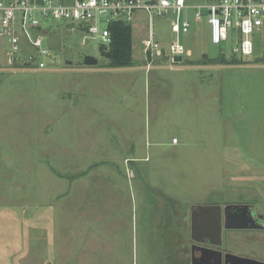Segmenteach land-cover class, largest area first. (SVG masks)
<instances>
[{
  "label": "rangeland",
  "instance_id": "obj_1",
  "mask_svg": "<svg viewBox=\"0 0 264 264\" xmlns=\"http://www.w3.org/2000/svg\"><path fill=\"white\" fill-rule=\"evenodd\" d=\"M35 15L56 58L46 59L49 71L11 66L0 35V264H183L151 234L159 212L203 204L264 212V69L228 64L235 37L212 44L205 12L195 20L184 10L190 27L177 36L172 14L138 11L131 70L78 73L64 70L83 68L84 56L98 59L92 68L106 64L99 39L82 43L74 23ZM149 38L160 44L159 69L147 71ZM249 39L254 55L237 60L264 56V28ZM172 42L189 68L163 59ZM220 54L225 63L196 65Z\"/></svg>",
  "mask_w": 264,
  "mask_h": 264
},
{
  "label": "built area",
  "instance_id": "obj_2",
  "mask_svg": "<svg viewBox=\"0 0 264 264\" xmlns=\"http://www.w3.org/2000/svg\"><path fill=\"white\" fill-rule=\"evenodd\" d=\"M186 9L193 11L195 20L202 12L206 13L212 44L219 45L229 37H235L238 44L232 50L233 56L243 60L254 55L249 36L264 28V0H214L197 6H191L185 0H59L56 3L53 0H0V35L8 37L12 45L8 53L11 66L42 71L46 70V59L51 54L42 46L39 36L44 31L35 13L70 21L85 34L82 43L86 38L99 39V44L109 48V24L130 23L138 11L148 16L172 14L171 31L177 36L187 33L190 23L181 20ZM143 45L145 59H155L154 52L160 49V44L149 38ZM168 52L173 62V56H183L185 50L178 42H172ZM171 143L176 144L177 140L173 138Z\"/></svg>",
  "mask_w": 264,
  "mask_h": 264
},
{
  "label": "water",
  "instance_id": "obj_3",
  "mask_svg": "<svg viewBox=\"0 0 264 264\" xmlns=\"http://www.w3.org/2000/svg\"><path fill=\"white\" fill-rule=\"evenodd\" d=\"M98 54L100 58H103L105 60L110 59V53L108 48L103 44H98ZM48 58L52 62H56V58L49 55ZM182 56H173V62L174 63H181ZM225 61L224 54H220V62L223 63ZM67 65H72V62H66ZM98 65V59L93 56H84L82 57L81 66H84L80 69H74L73 71H88L92 70V67H95ZM247 68H262L264 69V64L260 65H249L245 66ZM104 71H126L131 70V68H114V69H101ZM63 71V70H61ZM67 71V70H64ZM252 208L249 205H227L225 206V211L229 212H252ZM194 209V211H193ZM215 211V212H221V206H194L192 208L191 212H201L200 216L203 218V222L201 224L198 223V220L196 218V215L194 216L193 213L191 214V239L198 243L199 245L197 248L200 251V255L197 258V264H221V252L218 250H215L211 248V246H218L219 242L212 241L210 238L220 237V217L219 214L212 219V215L208 212ZM212 219V224L209 223L208 220ZM251 219V217H247L242 222L239 223H233L227 226V228L231 229H251L255 228L256 226ZM197 234L201 235L202 237H197ZM228 259L230 261V264H262L252 259H247L243 257H237L232 254H225L224 255V264H228ZM192 259V264H195Z\"/></svg>",
  "mask_w": 264,
  "mask_h": 264
},
{
  "label": "flooded vegetation",
  "instance_id": "obj_4",
  "mask_svg": "<svg viewBox=\"0 0 264 264\" xmlns=\"http://www.w3.org/2000/svg\"><path fill=\"white\" fill-rule=\"evenodd\" d=\"M32 71V70H28ZM214 204H203V206H212ZM225 206H221V212L211 211L208 212L212 215V219H214L218 213L220 217V237L210 238L212 241L219 242L218 246H211V248L218 250L221 252V264H224V255L229 253L237 257H243L247 259L255 260L259 263L264 264V240H260L256 242L257 239L253 236V234H261L264 239V212H256L254 208H252V212H229L225 211ZM250 206V205H249ZM252 207V206H251ZM192 211V209H191ZM194 211V209H193ZM196 215L198 223L201 224L203 222V218L200 216L201 212H184L181 215L180 219V227L184 230V235L181 236L180 243L184 244L185 247V259L183 260V264H192L193 262L197 264V258L200 255V251L197 248L198 243L194 242L191 239V214ZM251 217L252 221L256 227L251 229H231L227 228L230 224L242 222L247 217ZM214 217V218H213ZM212 219L210 218L209 223L212 224ZM252 235V236H249ZM197 237H202L197 234ZM203 238V237H202ZM246 242L256 243L260 248H262V254L257 255L254 253L255 251L244 250L246 246ZM232 245L233 249L229 248ZM236 249V250H234ZM228 264L230 261L228 259ZM245 264V263H242Z\"/></svg>",
  "mask_w": 264,
  "mask_h": 264
},
{
  "label": "crops",
  "instance_id": "obj_5",
  "mask_svg": "<svg viewBox=\"0 0 264 264\" xmlns=\"http://www.w3.org/2000/svg\"><path fill=\"white\" fill-rule=\"evenodd\" d=\"M143 41H145V40H143ZM186 54L189 56V55H191V52L187 51ZM162 55H163L162 56L163 59H168L170 61V64L179 66V67H177V69L189 68V67H186L189 65L185 64L186 61L184 60L183 56H182L181 63L175 64L171 61V57H170V54L168 51L163 50ZM145 58H146V56L144 53V59ZM133 59L134 58H133V44H132V61H133ZM145 61H146V64L144 66L145 70L148 71V70L159 69L158 68L159 65H154V63H156V61H157V58H155L151 61H147L145 59ZM187 62H189V61H187ZM183 65H184V67H183ZM169 68H174V67H169ZM74 69H80V68H74ZM74 69L67 70V71L78 72V73H83V72L84 73H117V72H121V71H104V70H101V69H107V68H101V69L92 68V70H88V71H73ZM44 71H49V70H42L41 72H44ZM177 144H178V142L176 144H173V145H177ZM132 149H133V147H130V152H132ZM126 160L127 159H125L124 161H126ZM182 214H183V212H180V213L179 212H159V215L156 217V226L154 227V230L151 231V234H154L153 238H155L156 237L155 233L157 231L158 232L157 237H158V239L161 240L162 246L168 248L170 250L169 252H171V250L173 252L175 251L177 258H179L181 260L180 257H182V261H183L185 259V245L180 243V239H181V236L184 235V230L179 225ZM176 219H177L179 227L177 225L175 226V220Z\"/></svg>",
  "mask_w": 264,
  "mask_h": 264
},
{
  "label": "trees",
  "instance_id": "obj_6",
  "mask_svg": "<svg viewBox=\"0 0 264 264\" xmlns=\"http://www.w3.org/2000/svg\"><path fill=\"white\" fill-rule=\"evenodd\" d=\"M110 33L109 53L110 59L107 60L102 68L114 69V68H129L132 66V28L129 23L123 21L112 22L108 27ZM188 63V62H187ZM225 63V61H224ZM215 64L220 65V56L210 61L205 55L196 65ZM231 65H247V64H264V56H259L251 62H244L237 60L235 56L231 57L228 62ZM188 65H191L188 63Z\"/></svg>",
  "mask_w": 264,
  "mask_h": 264
}]
</instances>
